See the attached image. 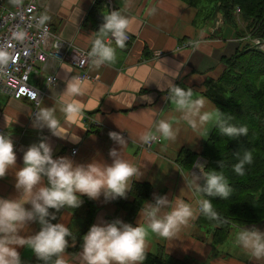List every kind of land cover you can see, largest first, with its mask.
<instances>
[{"label": "crops", "instance_id": "0c3cea01", "mask_svg": "<svg viewBox=\"0 0 264 264\" xmlns=\"http://www.w3.org/2000/svg\"><path fill=\"white\" fill-rule=\"evenodd\" d=\"M13 1L1 0L0 9L3 3V10H12ZM36 1L39 13L49 18L53 33L75 48L90 52L95 32L99 29L92 26L88 14L99 0ZM100 1L101 16L119 10L121 14L132 18L134 23L129 33L130 43H126L123 49L116 48L117 61L114 64L96 68L91 61L88 62L84 70L93 78L87 80L91 84L88 94L79 97L63 95L67 79L78 74L67 61H51L44 69L41 65L39 70V85H44L46 74H54L56 83L46 89V95L41 99L42 103L40 101L36 112L42 106L55 107V115L63 132L78 135L79 141L74 142L70 137H54L47 128L34 129L32 103L1 94L0 133L12 136L18 167L23 165V150L40 142L41 138H46L51 144L53 158L68 157L81 164L93 159L110 164L109 152L115 149L121 158L144 172L141 179L133 182L148 183L151 186L150 199L141 208L154 202V195H167L173 204L179 198L196 207V201L204 197L188 186L193 166L186 168L176 160L183 151L201 153L215 125L210 123L200 130L191 128L181 118V112L169 101L170 89L175 84L193 89L195 96L207 98V83L216 82L223 73L222 59L231 57L239 49L236 32L228 25L227 31L222 33L226 25L220 14L212 20L198 22L197 9L182 0ZM196 40L200 41L199 48L192 45ZM112 46L116 47L115 42ZM73 99L80 100L85 106L84 119L81 121L83 127L67 122L61 111L63 105ZM214 108L215 105L210 103L203 110L211 111ZM159 120H167L173 125L177 132L176 140L173 142L161 137L153 142L150 149L143 148L141 135L148 131L155 132ZM111 132L121 135L115 138L119 143L110 138ZM72 148L76 149L73 155L70 153ZM198 158L203 159L200 156ZM15 171L9 170L6 178L0 180V197L18 195L14 188ZM125 200L133 199L128 193ZM93 202L96 206L93 224L115 219L126 222L125 211L112 201L105 202L101 197ZM169 210L162 209L160 214ZM63 213L58 222L68 226L71 214L68 211ZM198 216L172 239L162 238L149 230L148 253L155 254L162 247L167 257L185 264H264V259L256 260L235 243L236 235L242 227H231L227 240L220 246H214L212 230L206 233L204 229L207 228L196 226ZM138 220L146 226L138 213L133 226H136ZM252 226L264 231V222L245 227ZM39 227L38 223L31 224L24 227L20 234L27 237L38 231ZM18 251L23 264H34L36 257L28 246L19 247Z\"/></svg>", "mask_w": 264, "mask_h": 264}, {"label": "clouds", "instance_id": "9594fccd", "mask_svg": "<svg viewBox=\"0 0 264 264\" xmlns=\"http://www.w3.org/2000/svg\"><path fill=\"white\" fill-rule=\"evenodd\" d=\"M46 19L42 17L41 23ZM133 23L132 18L119 10L104 15V22L95 32L88 53L93 66H111L117 61L116 48L125 47ZM111 40H114L116 47L109 42ZM192 45L199 48L200 41H193ZM4 62L0 57V63ZM65 84L63 95L66 96H84L91 89L87 80L76 76L67 79ZM194 96L191 88L174 84L170 89L169 101L191 128L200 130L211 123L229 138L238 139L248 134L247 126L231 124L233 117L218 107L204 111L212 102L205 97ZM84 109L80 100L73 99L64 104L61 111L67 122L83 127ZM55 112V107H39L32 116V127L37 130L47 128L54 137H70L78 142V135L63 132ZM109 136L119 143L115 138L121 135L111 132ZM161 137L168 141L176 140L177 132L167 120L157 121L155 132H145L140 140L150 145ZM235 155L238 162L233 166V171L238 176H244L245 166L253 163L252 152L245 150L242 155L239 152ZM109 156L110 164L97 159L81 164L68 157L53 158L51 144L46 138H41L40 142L23 150V165L18 167L12 136L0 133V180L6 178L9 170L16 169L14 188L18 194L15 197H0V264H23L18 248L25 245L43 264H144L148 255L149 230L162 238L172 239L199 214L216 221L218 225L228 223L214 210L209 199L197 200L194 207L179 198L173 204L167 195H154V202L138 212L146 226L140 220L136 226L120 219L101 221L93 224L83 235L80 250L69 253L68 249L76 246V238L65 224L52 222L57 221V213L65 207L78 209L84 203L83 197L92 201L103 197L105 202L126 199L133 181L141 179L144 174L135 164L121 158L115 149L110 150ZM217 164L220 171L208 170L201 175L205 166L199 161L195 162L193 169L198 171L192 170L188 186L206 197L228 199L233 189L222 171L224 161L220 160ZM165 208L170 210L161 215ZM34 223L39 224L38 231L27 237L20 234L24 227ZM235 243L256 260L264 259V231L256 226H243L236 235Z\"/></svg>", "mask_w": 264, "mask_h": 264}, {"label": "trees", "instance_id": "16d2710c", "mask_svg": "<svg viewBox=\"0 0 264 264\" xmlns=\"http://www.w3.org/2000/svg\"><path fill=\"white\" fill-rule=\"evenodd\" d=\"M182 1L197 9L199 20L202 22L212 20L220 14L223 24L232 26L238 39L249 36L264 40V0ZM100 8L99 0L88 14V20L95 29H99L104 22V17L99 14ZM236 9L239 10V15L236 14ZM238 21L243 23V30L239 28ZM221 62L224 66L223 73L216 82L207 83L205 96L212 101L215 108L218 107L233 117L231 124L237 127L247 126L248 134L233 139L221 134L214 126L201 153L183 151L176 160L186 168H191L200 156L206 160L204 174L208 170L220 171L217 162L224 161L222 171L233 189L230 197L220 199L201 195L212 202L214 210L228 223L218 225L216 221L208 219L203 214H199L195 222L197 227L212 229L214 246H220L227 240L233 226L243 227L264 222V52L259 51L248 41L240 42L239 49L231 57L223 58ZM245 150L252 152L253 163L245 166L244 176H238L233 171V166L238 162L235 154L239 152L242 155ZM45 182L47 183L46 180ZM129 196L132 197V201L117 199L112 203L125 211V221L132 224L143 203L150 199V184L133 182ZM83 200V205L78 209L69 207L61 209L57 213V221H52L56 223L64 211L70 212L71 220L67 227L76 238V246L70 247L69 253H75L80 248L81 238L92 226L96 213L94 202L87 197H83ZM34 264L43 262L35 258ZM144 264L185 263L167 257L163 248L159 247L157 253H148Z\"/></svg>", "mask_w": 264, "mask_h": 264}, {"label": "built area", "instance_id": "2783aa9c", "mask_svg": "<svg viewBox=\"0 0 264 264\" xmlns=\"http://www.w3.org/2000/svg\"><path fill=\"white\" fill-rule=\"evenodd\" d=\"M13 2L12 10L0 9V57L6 61L0 63V94L15 100L30 101L34 114L41 99L46 95V89L56 83L54 74H46L44 85L38 84L40 66L44 69L51 61H67L78 71L76 77L91 81L93 78L84 70L90 61L89 52L75 48L71 43L62 40L57 33H53L49 18L39 13L36 0ZM239 13L236 9V14ZM42 17H47L43 23ZM238 24L243 25L241 21H238ZM244 40L264 52L263 40L249 36ZM130 41L129 36L126 43ZM109 42L112 44L114 40ZM152 144H143L142 147L150 149ZM75 152V148L70 150L72 155ZM202 160L198 158L196 162L204 164L205 160ZM203 174L204 170L201 172V175Z\"/></svg>", "mask_w": 264, "mask_h": 264}, {"label": "rangeland", "instance_id": "374dc122", "mask_svg": "<svg viewBox=\"0 0 264 264\" xmlns=\"http://www.w3.org/2000/svg\"><path fill=\"white\" fill-rule=\"evenodd\" d=\"M3 1V0H2ZM205 4H207V3H205ZM208 5V4H207ZM211 6H213V4H211ZM2 8H3V3H2ZM202 20V19H201ZM200 20H198V22H199ZM201 22V21H200ZM227 31V26H225V28H224V30L222 31V33L224 34L225 32ZM227 96V94H225L224 95V97H226ZM64 214V213H63ZM63 216V215H62ZM62 216H61V218L60 219H62ZM210 230H212V229H209V228H207V229H204V231L206 232V233H209V231ZM229 236V235H228Z\"/></svg>", "mask_w": 264, "mask_h": 264}, {"label": "water", "instance_id": "95a60500", "mask_svg": "<svg viewBox=\"0 0 264 264\" xmlns=\"http://www.w3.org/2000/svg\"><path fill=\"white\" fill-rule=\"evenodd\" d=\"M0 5H1V0H0Z\"/></svg>", "mask_w": 264, "mask_h": 264}]
</instances>
